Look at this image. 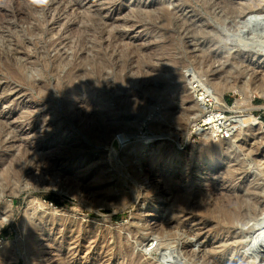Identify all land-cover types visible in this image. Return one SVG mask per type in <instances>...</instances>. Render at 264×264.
<instances>
[{"label":"rangeland","instance_id":"1","mask_svg":"<svg viewBox=\"0 0 264 264\" xmlns=\"http://www.w3.org/2000/svg\"><path fill=\"white\" fill-rule=\"evenodd\" d=\"M263 125L264 0H0V264H264Z\"/></svg>","mask_w":264,"mask_h":264},{"label":"bare ground","instance_id":"2","mask_svg":"<svg viewBox=\"0 0 264 264\" xmlns=\"http://www.w3.org/2000/svg\"><path fill=\"white\" fill-rule=\"evenodd\" d=\"M10 68V67H9ZM15 71H17V73L15 74V75H17L18 74V71L19 70H15ZM13 73V72H12ZM20 74V73H19ZM19 76V75H18ZM20 77H22L21 75H20ZM20 79H22V78H20ZM214 121H216V119H213V117H210L209 119H206L205 120V122H204V124H208V123H211V125H212V127L213 126H215V129H217V126H216V124L214 123ZM194 125H196V123L194 124ZM263 128H264V125H263ZM262 128V129H263ZM119 139H124V137L123 136H120L119 137ZM12 173V172H11ZM5 175V174H4ZM41 219V218H40ZM4 224V221L3 220H0V227L2 226ZM33 240V239H32ZM258 239L256 238V239H254V241H253V246L256 244V242H259V241H257ZM31 241V240H30ZM13 251V250H12ZM5 254H7V252H5L4 253V255ZM9 254H10V252H9ZM12 255V254H11ZM5 257V256H4Z\"/></svg>","mask_w":264,"mask_h":264},{"label":"water","instance_id":"3","mask_svg":"<svg viewBox=\"0 0 264 264\" xmlns=\"http://www.w3.org/2000/svg\"><path fill=\"white\" fill-rule=\"evenodd\" d=\"M114 146H116V147L118 148V141H117V140L114 142L113 147H114Z\"/></svg>","mask_w":264,"mask_h":264},{"label":"snow or ice","instance_id":"4","mask_svg":"<svg viewBox=\"0 0 264 264\" xmlns=\"http://www.w3.org/2000/svg\"><path fill=\"white\" fill-rule=\"evenodd\" d=\"M38 2H43V0H38Z\"/></svg>","mask_w":264,"mask_h":264},{"label":"built area","instance_id":"5","mask_svg":"<svg viewBox=\"0 0 264 264\" xmlns=\"http://www.w3.org/2000/svg\"><path fill=\"white\" fill-rule=\"evenodd\" d=\"M227 136V135H226Z\"/></svg>","mask_w":264,"mask_h":264},{"label":"trees","instance_id":"6","mask_svg":"<svg viewBox=\"0 0 264 264\" xmlns=\"http://www.w3.org/2000/svg\"><path fill=\"white\" fill-rule=\"evenodd\" d=\"M51 199V198H50Z\"/></svg>","mask_w":264,"mask_h":264}]
</instances>
